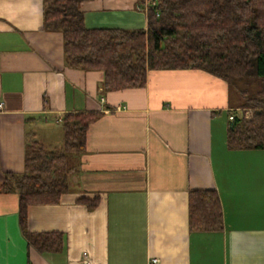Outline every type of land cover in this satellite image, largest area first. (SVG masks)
Here are the masks:
<instances>
[{
	"label": "crops",
	"instance_id": "0c3cea01",
	"mask_svg": "<svg viewBox=\"0 0 264 264\" xmlns=\"http://www.w3.org/2000/svg\"><path fill=\"white\" fill-rule=\"evenodd\" d=\"M90 28L146 29L147 0H87ZM44 0H0V184L25 170L26 147L64 142L70 111H100L58 204L31 205L30 232H61L40 251L24 236L19 195L0 191V264H264V149H230L237 99L200 69L151 70L140 88L105 92L102 71L65 62L44 29ZM215 189L224 228L190 227L192 190ZM99 201L95 208L79 202ZM157 259L156 263L152 260Z\"/></svg>",
	"mask_w": 264,
	"mask_h": 264
},
{
	"label": "trees",
	"instance_id": "16d2710c",
	"mask_svg": "<svg viewBox=\"0 0 264 264\" xmlns=\"http://www.w3.org/2000/svg\"><path fill=\"white\" fill-rule=\"evenodd\" d=\"M85 1L44 0L43 27L62 32L66 65L102 71L105 92L144 87L151 70L209 72L226 81L237 99L228 147L264 149V0H147L146 29L90 28L81 9ZM101 116L89 110L65 113L62 147L28 141L24 172H9L0 184V191L18 193L24 236L40 251L59 250L63 234L30 232L28 208L58 204L70 191L77 170L73 156L86 151L88 128ZM98 201V196L79 199L90 209ZM189 214L194 231L224 228L215 189L192 190Z\"/></svg>",
	"mask_w": 264,
	"mask_h": 264
},
{
	"label": "built area",
	"instance_id": "2783aa9c",
	"mask_svg": "<svg viewBox=\"0 0 264 264\" xmlns=\"http://www.w3.org/2000/svg\"><path fill=\"white\" fill-rule=\"evenodd\" d=\"M4 107V102L0 100V109H3ZM234 118V115H230V120H232ZM157 259H153L152 262L156 263ZM84 264H91V260L89 258V256L86 254L84 256Z\"/></svg>",
	"mask_w": 264,
	"mask_h": 264
},
{
	"label": "rangeland",
	"instance_id": "374dc122",
	"mask_svg": "<svg viewBox=\"0 0 264 264\" xmlns=\"http://www.w3.org/2000/svg\"><path fill=\"white\" fill-rule=\"evenodd\" d=\"M240 111H242V109H240Z\"/></svg>",
	"mask_w": 264,
	"mask_h": 264
}]
</instances>
